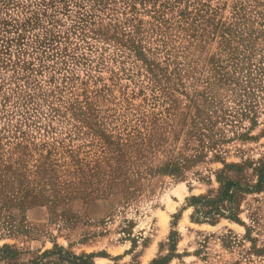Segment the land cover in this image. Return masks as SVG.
<instances>
[{"label": "rangeland", "instance_id": "1", "mask_svg": "<svg viewBox=\"0 0 264 264\" xmlns=\"http://www.w3.org/2000/svg\"><path fill=\"white\" fill-rule=\"evenodd\" d=\"M75 1L0 0V264H264V0Z\"/></svg>", "mask_w": 264, "mask_h": 264}, {"label": "trees", "instance_id": "2", "mask_svg": "<svg viewBox=\"0 0 264 264\" xmlns=\"http://www.w3.org/2000/svg\"><path fill=\"white\" fill-rule=\"evenodd\" d=\"M106 1V0H105ZM97 3L98 5L103 4L104 0H94L91 1V3ZM88 2L85 0H77L74 2L75 7H77L79 9L78 14H80L79 19L80 21L84 22V17H87V8H86V4ZM42 4H45L44 0H42ZM47 6V4H46ZM6 26H10V24H8V22L3 23ZM28 25H31V22H29ZM27 25V26H28ZM14 28V27H13ZM17 30V28H16ZM6 32V31H4ZM17 35L15 37H6L4 38L2 36V42L5 45L3 46V49L6 52V55H10L11 53V46L13 43H15V46H19V51L24 49V45L26 46V43L23 42L24 41V34H21L19 32H15ZM25 43V44H24ZM43 43V42H40ZM44 44V43H43ZM20 46H22V49L20 50ZM0 50V51H1ZM4 53V52H2ZM257 172V183L255 186H253V190H258L260 189L263 184H264V164H261L259 168H257L256 170ZM246 190L245 188H242L241 186H238L236 183L230 182V181H226V182H222L220 190L217 194V196H215L214 198H205V197H194L190 200V206H193L195 208V213L194 216L196 215L197 218H195L196 220H199L200 217H204L206 219H210L212 216L215 215H219V216H225V213L222 211V206L224 203H232L233 198L236 196V194L239 191H244ZM229 209L227 212V218L230 219H235L234 216L232 215V211L233 208H227ZM75 259H78L76 257H73ZM81 264H86V262L84 260H82ZM151 264H157V261L152 262Z\"/></svg>", "mask_w": 264, "mask_h": 264}]
</instances>
